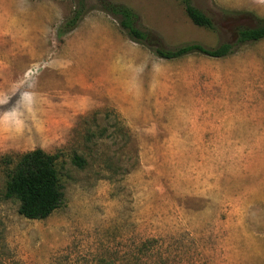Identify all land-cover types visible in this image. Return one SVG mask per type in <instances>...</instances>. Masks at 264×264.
Here are the masks:
<instances>
[{
	"label": "rangeland",
	"instance_id": "obj_1",
	"mask_svg": "<svg viewBox=\"0 0 264 264\" xmlns=\"http://www.w3.org/2000/svg\"><path fill=\"white\" fill-rule=\"evenodd\" d=\"M162 48L234 44L264 0H113ZM0 0V264H264V39L223 58L156 57L94 6ZM59 154L63 202L28 220L6 166ZM76 155L81 168L71 163Z\"/></svg>",
	"mask_w": 264,
	"mask_h": 264
},
{
	"label": "trees",
	"instance_id": "obj_2",
	"mask_svg": "<svg viewBox=\"0 0 264 264\" xmlns=\"http://www.w3.org/2000/svg\"><path fill=\"white\" fill-rule=\"evenodd\" d=\"M94 6L114 18L120 29L133 42L148 48L156 57L166 60L178 59L191 54H200L209 58H223L233 52L234 46L253 43L264 39V19L255 27H241L235 31L234 44L222 43L214 48H207L198 43L184 44L173 49L162 48L152 40V33L140 29L138 15L124 4L113 0H93ZM88 0H74L75 7L70 16L58 29V36H63L77 27L85 15L95 9L87 4ZM188 19L197 27L214 30L212 19L195 7L192 0H180ZM59 154H48L41 149H34L15 158L4 156L2 159L9 166L6 174L3 198L18 203L17 212L28 220L47 218L63 202V192L59 180L57 162ZM71 163L78 168L84 160L74 155Z\"/></svg>",
	"mask_w": 264,
	"mask_h": 264
}]
</instances>
